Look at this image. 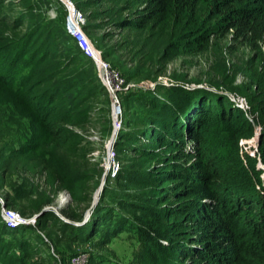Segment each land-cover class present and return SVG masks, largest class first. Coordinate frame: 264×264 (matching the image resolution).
<instances>
[{"label":"trees","instance_id":"trees-1","mask_svg":"<svg viewBox=\"0 0 264 264\" xmlns=\"http://www.w3.org/2000/svg\"><path fill=\"white\" fill-rule=\"evenodd\" d=\"M70 1L124 85L156 82L178 58L222 59L210 62L204 87L171 75L176 85L125 91L114 142L119 169L76 225L104 174L91 137L112 133L109 94L94 62L71 36L38 21L30 0H0V88L17 100L12 114L19 107L42 131L38 146L18 148L13 139V148H0L5 208L30 219L68 196L67 221L48 211L12 229L0 215V264H53L41 236L47 223L73 242L132 235V264H264V0ZM108 23L125 35L117 48L103 45L109 35L93 36ZM239 51L240 63L228 68L222 54ZM255 137V148L241 144ZM49 147L74 167L54 163ZM17 169L28 177L21 183L12 178Z\"/></svg>","mask_w":264,"mask_h":264},{"label":"rangeland","instance_id":"rangeland-1","mask_svg":"<svg viewBox=\"0 0 264 264\" xmlns=\"http://www.w3.org/2000/svg\"><path fill=\"white\" fill-rule=\"evenodd\" d=\"M35 9V14L38 16V21L44 23L46 26H52L53 29L61 30L63 36V40H66L67 37L71 36L67 30L66 24L67 19L69 18V10L66 5L62 3L61 0H30ZM71 2V1H70ZM72 3V2H71ZM74 6V5H73ZM75 8V7H74ZM76 9V8H75ZM77 10V9H76ZM85 19V24L87 23V19L85 15L82 13ZM116 18H113L114 21ZM112 23H108V25L104 26L103 29L97 30L93 32V36H101V35H109L105 42H103L104 46H110L111 48H117L118 43H120V39L124 37V33L120 32V30L111 26ZM83 25V26H84ZM83 28V27H82ZM84 31V30H83ZM85 36L89 39L93 47L96 51L100 52L102 58L103 49L97 48V42L94 39H91L90 33L88 31H84ZM127 53H123L124 61L128 62V57L125 56ZM117 56V55H115ZM119 56V53H118ZM224 60L226 61V66L228 68H232V64L234 66H238L244 53L239 51L238 54H230L228 52H224L222 54ZM214 59H222L221 56H217L214 52L209 55H200L196 57H182L176 60H173L168 66L166 71V76H161L157 78L156 82H152L151 80H141L138 83H131L128 85H124V76L118 69H115L111 60L103 59L104 62L110 65L111 69L115 71L121 77L123 81V85L119 87V89L115 90V95L118 100L119 106H115L117 108L116 120L118 122H122L123 113L120 102L124 97L125 91L130 90L132 87L145 89L149 87V89H153L157 84L173 86L176 85L173 79H171V75H182L189 82V87H204L206 86V72L208 70V66L210 62H213ZM95 64V63H94ZM97 72L98 67L95 64ZM99 79L101 80L99 74ZM170 77V78H169ZM191 80H198L200 84H193ZM242 76H238L236 78V84L242 83ZM102 85L104 86L102 80ZM155 83H157L155 85ZM130 87V88H129ZM105 88V86H104ZM134 89V88H132ZM129 92V91H128ZM110 97V95H109ZM112 101L113 98L110 97ZM110 100V101H111ZM14 102L17 106V100L13 97V94L0 88V134L5 138V140H0V148L7 146V148L15 146L13 144V139L16 140V144H19L18 148L21 145H29L31 147L38 146L40 143L39 140L42 137V131L39 126H36L34 123H31V115L21 111L19 107L17 110L19 111L17 115H13L11 109L9 108ZM5 110L8 111L11 116L5 115L2 116L1 112ZM126 110L125 113L126 114ZM112 119V114H111ZM120 128V127H119ZM119 129L117 128V133ZM110 139L106 138L102 140L99 138L97 131L92 134L91 140L94 142L97 151L95 152V158H101V166L104 169L105 174L107 175L111 171L108 170L107 166V156L110 148L114 149V144L110 145ZM256 139L250 141H243L241 144L245 149L255 148L256 147ZM116 139L112 143L115 142ZM17 147H15L16 149ZM49 154L51 155L54 163L58 165H65L67 167H74L75 161L73 158L67 154H65L62 150L56 148H48ZM10 154L6 153L8 157ZM21 176L18 169L17 172L13 175V179L16 183H21V181H25L27 177ZM105 184V183H104ZM2 199L5 198L6 192H8V188L4 187L0 189ZM68 203V196L65 193L60 194L55 203L51 205L53 209L56 210L57 217L58 214H61V210ZM4 202L0 204V215L2 217V210L4 209ZM63 216V215H62ZM41 236L44 239V249L48 250L51 254L53 253L54 258L52 259L53 264H70V260L73 256L82 255L83 263L82 264H132L135 260V257L138 252V242L135 237L129 235L127 233H120L114 239L107 242L105 245L101 243V240L94 237L93 239H89L86 242H73L69 241L67 238H64L61 234L59 235L54 229L51 227L50 223L46 224V228L41 232ZM56 258V259H55Z\"/></svg>","mask_w":264,"mask_h":264},{"label":"built area","instance_id":"built-area-1","mask_svg":"<svg viewBox=\"0 0 264 264\" xmlns=\"http://www.w3.org/2000/svg\"><path fill=\"white\" fill-rule=\"evenodd\" d=\"M68 10L69 14L71 15V11L69 8ZM70 15L67 19L66 24L69 34L75 40L77 46L79 47L83 55H85L87 58H90L97 65L98 74L105 86L106 91L108 92L110 97L113 98L114 102L117 103L116 105L119 106L118 100L115 95V90L119 89V87L123 85L121 77L119 76V74H117L111 69L109 64L102 60L100 52L95 50L89 39L85 36L82 28L85 24V19L82 13L74 8L73 19ZM238 104L242 109L247 108L246 102L243 98L238 99ZM114 125L116 126V128L119 129L120 122L116 120ZM106 162L108 170L111 171V176H114L117 170L119 169V163L116 159V155L113 148L109 149ZM1 192L2 191L0 190V204L4 202V199H2L1 197ZM59 218L64 221L66 220V218L62 215H60ZM2 219L5 225L8 228L12 229L20 225H34L35 223V220L33 218L23 219L16 212L5 207L2 210ZM83 258L84 257L82 255L73 256L70 260V264H82Z\"/></svg>","mask_w":264,"mask_h":264},{"label":"water","instance_id":"water-1","mask_svg":"<svg viewBox=\"0 0 264 264\" xmlns=\"http://www.w3.org/2000/svg\"><path fill=\"white\" fill-rule=\"evenodd\" d=\"M63 4H66V6L70 9L71 13L73 14V11H74V6L73 4L70 2V0H61ZM146 89H149V87H146ZM111 100V99H110ZM116 113H117V108L115 106V103L114 101L111 100V114H112V133H111V139H110V145L113 144L112 142L114 141V139L116 138V135H117V128L116 126L114 125L115 121H116ZM105 178H106V174L104 172L102 178H101V182L98 186V188L96 189V191L94 192L93 194V197H92V202H91V205L89 207V209L86 211L85 215H84V218L81 222L79 223H76V225H81L83 224L84 222H86L90 215H91V212H92V209L96 206V204L98 203V200H99V196L101 194V192L103 191V185L105 183ZM48 211H51L53 212L54 214H57L56 210L53 209L52 207H48V208H45L43 209L39 214L33 216V219L36 220L39 216H41L44 212H48ZM58 216H60V214H58ZM67 221V220H65Z\"/></svg>","mask_w":264,"mask_h":264},{"label":"bare ground","instance_id":"bare-ground-1","mask_svg":"<svg viewBox=\"0 0 264 264\" xmlns=\"http://www.w3.org/2000/svg\"><path fill=\"white\" fill-rule=\"evenodd\" d=\"M70 16H71V18L73 19V14H72V13H71V15H70Z\"/></svg>","mask_w":264,"mask_h":264}]
</instances>
